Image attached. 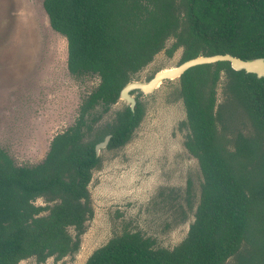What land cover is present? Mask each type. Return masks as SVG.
Listing matches in <instances>:
<instances>
[{"label": "trees", "instance_id": "obj_1", "mask_svg": "<svg viewBox=\"0 0 264 264\" xmlns=\"http://www.w3.org/2000/svg\"><path fill=\"white\" fill-rule=\"evenodd\" d=\"M43 6L51 27L67 38L69 71L98 74L100 83L41 162L17 165L0 147V264L79 252L94 214L88 186L102 160L96 144L107 133L109 148L125 144L144 116L142 104L118 111L95 138L85 137L157 53L172 56L182 47L181 62L225 53L264 57V0H44ZM169 38L174 42L166 47ZM180 82L185 146L203 175L187 235L166 248L125 229L85 264H264V77L218 61L191 67ZM243 117L249 134L238 126ZM40 197L45 205L36 203Z\"/></svg>", "mask_w": 264, "mask_h": 264}, {"label": "rangeland", "instance_id": "obj_2", "mask_svg": "<svg viewBox=\"0 0 264 264\" xmlns=\"http://www.w3.org/2000/svg\"><path fill=\"white\" fill-rule=\"evenodd\" d=\"M43 1L0 0V147L22 166L45 158L53 137L75 123L83 100L100 83L98 74L77 76L69 71L67 38L51 27ZM173 42L169 38L166 47ZM182 52L180 48L168 56L160 51L132 79L177 66ZM226 80L222 73L220 102ZM180 87V79L174 78L161 82L151 94L136 93L144 117L128 143L101 151L102 163L89 183L94 214L86 221L77 257L58 264H84L96 248L125 229L153 237L159 247L172 248L185 238L203 175L184 143L188 128L181 124L186 111ZM125 105L118 99L96 129L105 128ZM238 126L246 134L253 130L244 117ZM36 203L46 204L45 198ZM18 264L55 261L49 257L40 263L31 257Z\"/></svg>", "mask_w": 264, "mask_h": 264}, {"label": "water", "instance_id": "obj_3", "mask_svg": "<svg viewBox=\"0 0 264 264\" xmlns=\"http://www.w3.org/2000/svg\"><path fill=\"white\" fill-rule=\"evenodd\" d=\"M218 61H228L235 70H245L247 73H254L257 77H264V57H255L242 59L229 53L213 54V55H199L194 58L183 61L181 64L158 71L150 80H132L128 82L120 91L119 99L125 100L134 109L136 98L131 94L132 91L140 89L145 94L152 93L161 82L168 79L180 78L182 74L191 67L215 63ZM110 139V135L96 145V152L99 154L100 149L106 147Z\"/></svg>", "mask_w": 264, "mask_h": 264}, {"label": "flooded vegetation", "instance_id": "obj_4", "mask_svg": "<svg viewBox=\"0 0 264 264\" xmlns=\"http://www.w3.org/2000/svg\"><path fill=\"white\" fill-rule=\"evenodd\" d=\"M169 47H170V46H169ZM180 48H182V47L177 48V49L175 50V52H176L178 49H180ZM182 49H183V48H182ZM173 54H174V53H173ZM182 54H183V52H182ZM153 59H154V58H153ZM152 61H153V60H152ZM152 61H151V62H152ZM151 62H150V63H151ZM150 63H148V64H150ZM181 63H182V62H180L179 64H181ZM148 64H147V65H148ZM179 64H178V65H179ZM147 65H146V66H147ZM146 66H145V67H146ZM145 67H143L140 71H138V72H136V73H140ZM160 70H164V69H160ZM160 70H157V71H155L154 73H150V75H149L146 79L143 78V76L139 77L138 79H132V75H133V74H132V75H131V78H130V80H129V82L132 81V80L148 81V80H150V79H151V78H152V77H153L158 71H160ZM185 72H186V71H185ZM136 73H134V74H136ZM183 74H184V73H183ZM183 74H182V75H183ZM179 79H180V78H179ZM164 81H165V80H164ZM180 85H181V82H180ZM155 90H156V88L154 89L153 92H155ZM153 92H152V93H153ZM136 93H138V94H145V93H144L143 91H141L140 89H136V90H134V91L131 92V94H132V95L136 98V100H137V101H136V104H135V107H136V105H137L138 103H141V104H142V102L139 100V98H138V96L136 95ZM180 93H181V87H180ZM148 94H151V93H148ZM145 95H146V94H145ZM182 100H183V99H182ZM124 101H125V100H124ZM125 103H126V105H125V107H124L123 109H125L126 107H130V108H131V106H130L129 103H127L126 101H125ZM114 104H115V103H114ZM112 105H113V104H112ZM112 105H111V107H112ZM142 106H143V104H142ZM111 107H110V109H111ZM135 107H134V109H135ZM143 108H144V106H143ZM110 109H109V111H110ZM123 109H120V110H118V111H121V110H123ZM131 109H132V108H131ZM134 109H132V110H134ZM109 111L103 113V115L106 114V113H108ZM118 111H117V112H118ZM117 112H116V114H117ZM116 114H115L114 120H115V118H116ZM144 114H145V109H144ZM103 115H102V117H103ZM102 117L99 119V121L102 119ZM143 117H144V116H143ZM142 119H143V118H142ZM114 120H113L112 122H109V123L106 125L105 128H103V129H98V130H97V129H96V126H97V124H98V122H99V121H98V122L96 123L95 127H94V130H93L91 133H89V134L85 137V139H92V138H95L96 135H97L99 132L105 130V129L108 127L109 124H111V123L114 122ZM141 121H142V120H141ZM141 121H140V123H141ZM140 123H139V124H140ZM138 126H139V125H138ZM138 126H137V127H138ZM137 127H136V128H137ZM136 128H135V129H136ZM135 129H134V131H135ZM95 131H96V133L94 134ZM134 131H133V132H134ZM92 134H93V137L88 138V137L91 136ZM108 135H110V139H111V134H110V133H107V134L104 136V139H105V137L108 136ZM132 135H133V133H132ZM186 135H187V134H186ZM131 138H132V136H131ZM131 138H130V139H131ZM104 139H103V140H104ZM110 139H109V141H110ZM130 139H129L126 143H128V142L130 141ZM103 140H102V141H103ZM185 140H186V136H185ZM102 141H100V142H102ZM100 142H98V143H100ZM98 143H97V144H98ZM126 143H125V144H126ZM184 143H185V142H184ZM97 144H96V145H97ZM108 144H109V142H108ZM108 144H107L106 147H103V148L100 149L99 154L97 153L99 156H101V151L104 150V149H115V148H109V147H108ZM125 144H123V145H125ZM123 145H121V146H123ZM121 146H120V147H121ZM95 148H96V147H95ZM189 152H190V151H189ZM101 159H102V158H101ZM198 162H199V161H198ZM101 163H102V160H101ZM94 169H95V168H94ZM94 169H93V171H94ZM92 176H93V173H92ZM88 189H89V186H88ZM44 205H45V204H44ZM87 221H88V220H87ZM85 224H86V223H85ZM69 229H70V232L73 233V235H75V232H72L73 227H71V228H69ZM85 231H86V229H85ZM81 237H82V235H81ZM80 248H81V246H80ZM78 253H79V252H78ZM51 257L54 258L55 264H58L59 261H62V260H64V259H70V260L73 259V260H74V259L77 257V255L75 254L74 257H73L72 255H67V256H64V257H62L61 259H58V260H56L54 256H51ZM29 258H31V257H29ZM48 258H49V257H48ZM48 258H47V259H48ZM26 259H28V258H26ZM35 259H36V258H35ZM47 259H46V260H47ZM23 260H25V259H23ZM46 260H45V261H46ZM21 261H22V260H21ZM21 261H20V262H21ZM45 261H43V262H45ZM40 263H42V262H40ZM84 264H85V263H84Z\"/></svg>", "mask_w": 264, "mask_h": 264}]
</instances>
